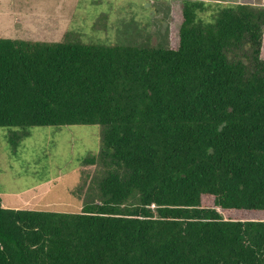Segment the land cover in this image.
<instances>
[{"label": "trees", "instance_id": "16d2710c", "mask_svg": "<svg viewBox=\"0 0 264 264\" xmlns=\"http://www.w3.org/2000/svg\"><path fill=\"white\" fill-rule=\"evenodd\" d=\"M181 3L176 49L0 38L14 156L32 128L102 129L81 212L0 197V264H264V6Z\"/></svg>", "mask_w": 264, "mask_h": 264}, {"label": "rangeland", "instance_id": "374dc122", "mask_svg": "<svg viewBox=\"0 0 264 264\" xmlns=\"http://www.w3.org/2000/svg\"><path fill=\"white\" fill-rule=\"evenodd\" d=\"M2 1H12L10 6L6 4L10 13L20 12L0 15L3 38L59 42L67 36L73 43L89 46L149 44L176 49L179 45L181 0H0L1 10ZM204 1L264 6V0ZM101 131L99 126L32 128L14 156L8 141L11 129L0 128V197L4 207L81 212L85 200L82 161L100 151ZM204 204L213 207V199L205 197ZM254 218L264 220L262 215Z\"/></svg>", "mask_w": 264, "mask_h": 264}, {"label": "crops", "instance_id": "0c3cea01", "mask_svg": "<svg viewBox=\"0 0 264 264\" xmlns=\"http://www.w3.org/2000/svg\"><path fill=\"white\" fill-rule=\"evenodd\" d=\"M2 3H3V6H1L2 7V10L0 9V15L2 16V17H4L2 14H4L5 16H10V15H13V14H16V15H19L20 14V12H13V13H10L9 12V9L8 8H6V4L8 5V6H10L11 5V3H12V1L11 2H4V1H2ZM28 5V4H27ZM27 7H33L31 4H29ZM10 14V15H9ZM22 16H24V15H22ZM24 18L26 19L27 17H25L24 16ZM20 20H22V19H20ZM0 38H3V37H0ZM12 39H14V38H12Z\"/></svg>", "mask_w": 264, "mask_h": 264}]
</instances>
